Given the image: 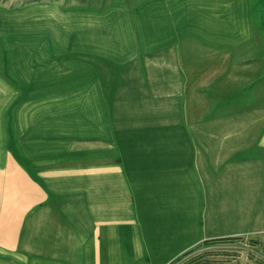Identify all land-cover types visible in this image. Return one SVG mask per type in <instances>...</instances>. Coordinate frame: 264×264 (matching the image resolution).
Masks as SVG:
<instances>
[{
    "label": "crops",
    "instance_id": "crops-1",
    "mask_svg": "<svg viewBox=\"0 0 264 264\" xmlns=\"http://www.w3.org/2000/svg\"><path fill=\"white\" fill-rule=\"evenodd\" d=\"M244 235L264 0H0V264H171Z\"/></svg>",
    "mask_w": 264,
    "mask_h": 264
},
{
    "label": "rangeland",
    "instance_id": "rangeland-1",
    "mask_svg": "<svg viewBox=\"0 0 264 264\" xmlns=\"http://www.w3.org/2000/svg\"><path fill=\"white\" fill-rule=\"evenodd\" d=\"M264 264V237L244 235L209 243L200 242L171 264Z\"/></svg>",
    "mask_w": 264,
    "mask_h": 264
},
{
    "label": "trees",
    "instance_id": "trees-1",
    "mask_svg": "<svg viewBox=\"0 0 264 264\" xmlns=\"http://www.w3.org/2000/svg\"><path fill=\"white\" fill-rule=\"evenodd\" d=\"M222 239H226V238H213V239H206V240H203L202 242L203 243H209V242H212V241H215V240H222ZM193 249V248H192ZM192 249H190L189 251L185 252L184 254H182L180 257L186 255L187 253H189L190 251H192ZM203 264H211L209 262H204Z\"/></svg>",
    "mask_w": 264,
    "mask_h": 264
}]
</instances>
